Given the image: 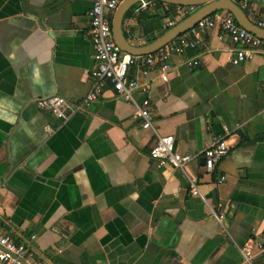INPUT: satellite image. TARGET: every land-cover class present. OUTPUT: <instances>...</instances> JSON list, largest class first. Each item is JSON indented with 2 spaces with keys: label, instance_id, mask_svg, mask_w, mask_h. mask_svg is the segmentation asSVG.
Segmentation results:
<instances>
[{
  "label": "crops",
  "instance_id": "crops-1",
  "mask_svg": "<svg viewBox=\"0 0 264 264\" xmlns=\"http://www.w3.org/2000/svg\"><path fill=\"white\" fill-rule=\"evenodd\" d=\"M92 2L0 0V233L40 264H245L238 245L264 246V58L231 63L236 45L212 28L171 56L166 81L148 75L152 126L192 155L184 170L202 198L192 196L180 170L148 156L151 130L109 82L64 121L36 107L87 92ZM248 2L263 12L264 0ZM122 29L146 43L134 17ZM216 136L229 151L207 172L202 152ZM251 264H264V247Z\"/></svg>",
  "mask_w": 264,
  "mask_h": 264
},
{
  "label": "built area",
  "instance_id": "built-area-1",
  "mask_svg": "<svg viewBox=\"0 0 264 264\" xmlns=\"http://www.w3.org/2000/svg\"><path fill=\"white\" fill-rule=\"evenodd\" d=\"M120 1L93 0L86 12L88 21L86 36L92 50V67L89 71V88L84 96L76 102L58 95L42 96L36 98L35 105L38 109L50 113L57 120L64 121L97 100L106 82H109L118 96L133 105L132 116L139 120L140 127L151 130L154 139L148 149V156L159 165L168 164L180 170L186 178L188 193L202 198L196 184V178L184 170L192 155L175 150L173 136L171 134H159L152 126L153 107L147 97V91L150 87L148 75L153 72L161 81H166L171 73V56H180L187 49H195L204 33L212 28L226 34L230 42L236 45L230 50L229 56L230 62L233 64L249 60L256 55L264 58V38H260L241 27L230 12L218 10L199 19L191 28L158 50L146 55H132L121 51L111 37L110 20ZM153 6V0H140L134 5L133 11L138 12ZM238 6L244 11L249 21L264 29V10L256 17L248 0H241ZM191 11L192 7L189 6L176 7L172 18L161 20V28L168 29ZM185 64L189 67H195L198 61L196 58H189ZM132 68H135L137 76L143 78L142 81L137 82L135 76L131 74ZM135 92L140 94L138 101L134 97ZM228 151L227 140L222 136L214 137L209 146L202 152L205 170L210 172L215 162L225 156ZM213 217L218 223H221L223 212H213ZM33 237L30 236L31 239ZM263 247L257 240L247 239L238 245L237 249L242 261L245 264H251L254 253L261 251ZM26 251L25 242H15L8 235L0 233L1 264H40L36 261L26 262Z\"/></svg>",
  "mask_w": 264,
  "mask_h": 264
},
{
  "label": "water",
  "instance_id": "water-1",
  "mask_svg": "<svg viewBox=\"0 0 264 264\" xmlns=\"http://www.w3.org/2000/svg\"><path fill=\"white\" fill-rule=\"evenodd\" d=\"M139 1L121 0L114 9L110 20V31L113 42L121 51L132 55H146L158 50L176 36L191 28L199 19L218 10L230 12L241 27L260 38H264V29L257 27L249 21L244 11L232 0H153L170 5L189 6L194 9L150 42L143 45H134L129 43L124 36L122 20L125 12Z\"/></svg>",
  "mask_w": 264,
  "mask_h": 264
},
{
  "label": "trees",
  "instance_id": "trees-1",
  "mask_svg": "<svg viewBox=\"0 0 264 264\" xmlns=\"http://www.w3.org/2000/svg\"><path fill=\"white\" fill-rule=\"evenodd\" d=\"M176 7H182V6L170 5V4L154 1L153 7L135 13L133 11L134 6L130 7L125 12L123 19L128 17H134L135 20H137V22L139 23L141 27L142 35L145 37V42L147 43L153 40L154 38H156L157 36H159L163 31L166 30L161 28V24H160L161 20L163 18H172L175 14ZM124 36L128 40V36L126 32H124Z\"/></svg>",
  "mask_w": 264,
  "mask_h": 264
},
{
  "label": "rangeland",
  "instance_id": "rangeland-1",
  "mask_svg": "<svg viewBox=\"0 0 264 264\" xmlns=\"http://www.w3.org/2000/svg\"><path fill=\"white\" fill-rule=\"evenodd\" d=\"M194 8H192V10H193Z\"/></svg>",
  "mask_w": 264,
  "mask_h": 264
}]
</instances>
